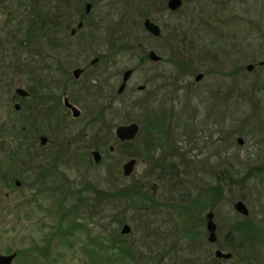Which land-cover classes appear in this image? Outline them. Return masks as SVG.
<instances>
[{
	"label": "rangeland",
	"instance_id": "obj_1",
	"mask_svg": "<svg viewBox=\"0 0 264 264\" xmlns=\"http://www.w3.org/2000/svg\"><path fill=\"white\" fill-rule=\"evenodd\" d=\"M42 1L43 6H51L50 0ZM86 1H90L92 4L90 10L92 20H96L97 25L101 23V27L97 28H101L100 37L102 35L104 39L106 51L115 50L114 41H117L118 44L128 42L131 47L136 45L137 42L134 40L122 39L121 42L119 39L122 38V35H125L126 38L131 36L141 37L143 33L142 19L144 17L140 14L142 11L149 12V17L163 24L164 36L168 32L178 34L179 31L176 29L180 25H186L190 34L203 35L205 33L203 30L207 31L208 25H213L214 33L218 34L217 38L221 37L222 41L216 39L217 41L214 44L217 46V50L202 53L199 56L194 55L195 61L193 62L200 70L204 69L212 72L209 76L210 80L212 77L218 83L223 84V95L229 77L234 82L244 83L245 87L250 90L249 95L240 98L246 112L239 114L236 118L234 117L232 121L228 120L224 113L223 100H225V97L218 95L217 106H213L215 110L211 118L216 124L215 132L211 134L212 138H208L210 140L204 144V139H197L199 131H202L199 128L201 118L198 117V112L193 110V108H196L193 104L196 103L194 99L197 98V95L193 93L189 97L181 91L180 96H177L174 100L176 102V104L174 103L176 108L174 113L181 114V116L178 117L175 114L174 117L170 118V121L164 122V127L157 123L154 129L156 131L160 129L159 132L163 131L161 129H170V132L173 133L170 141L172 142L175 137L183 135L184 125L187 124V128L190 126L193 131L196 130L194 136L193 132H190L191 143L187 144V140L184 141L183 138H180L176 143L179 147L178 152H175L172 146L167 147L165 141L158 147L149 146L148 134L152 127L151 121L146 116V103L143 102L146 93L135 91L132 95L130 91H127L121 96L116 94L121 70L124 67L134 66L140 51L131 48L130 50H133L132 54L134 56L129 53L118 52L113 55L114 67L107 70V74L114 75L104 84V88L102 87L104 92L113 93L116 96L115 105L112 110L105 112L102 120L100 119L87 130H80L82 134L85 133L87 136L83 139L84 147L89 148L91 145L96 144V141L92 142L93 136L97 128L102 127L100 130L102 139L97 144L102 155L100 163L98 166L93 167L91 164L92 157L88 149L83 148L81 151L75 149L72 153V170L70 173L75 179L74 189L71 190L72 197L66 202H59L49 195L50 197L42 196L43 198L41 197L37 202H26L21 197V193L24 191L21 185L17 187L13 181L9 182V178H12V180L18 178L21 181V161L17 164H5L6 159L2 151V148L6 146L4 137L8 126L6 121L7 111L10 110L12 104L9 107L1 105L7 103L9 96H7L6 91L10 89L6 90V87L0 84V91H3L0 95V254L16 253L17 256L11 264H30L28 259L21 261V246L23 245H21V237L23 233L25 232L27 240L28 237L35 236L33 232H36V226L71 227L75 217L76 221L84 223L85 227L73 233V238H70L74 241H72L74 243L73 247L67 249L63 245L58 246L59 250L55 252L54 257L57 258V261L52 264H152L153 259L155 260L154 264H189V259L192 258L189 255L190 253L195 252L200 257L199 255L205 254L206 251L212 252V246L204 244L207 241L205 221L201 226L199 224L192 226L196 231H205V239L202 238L204 240L197 241V243L191 241L188 236H183V238L180 235L178 238L175 234L172 240V242H175L172 245L175 246L171 247L166 254H164V251L167 247H164L163 239H165L164 237H170L168 235L170 231L174 230V225L158 228L157 224L151 222L154 220V217H151L153 216L151 211L154 209L159 216L169 215L170 218L176 219L180 216L178 213L185 217L188 211L186 205L196 209L194 211L195 217L199 219V213L204 219L209 210L214 212V220L217 223L218 244L224 249L226 243L230 240L228 237L230 224L235 218L240 217V214L233 209L236 198L238 200L242 196L241 199L248 208L250 217L256 218L258 221L264 220V63L258 64L259 61H264V0H183V5L179 10L172 13L165 11L163 15L156 12L155 7L151 6L150 8L149 5L140 3V0ZM27 2L26 0H0V40L10 39V42L8 41L6 44L0 41V83H10L12 88L21 86L25 82L23 77L21 78V67L13 70L10 68L7 70L8 72L4 67L8 64L7 60L13 61L21 56L19 41L21 40V30L17 32V29L25 27L27 23L25 14L18 12L17 8L22 7L24 12L28 8L31 10L32 7L27 5ZM128 6L130 9L126 10ZM10 12L16 13L17 18L15 23L12 24L7 23L9 17L7 13ZM103 17H105V24L103 21L99 22V18ZM206 22L209 24H205ZM164 23L169 25L165 27ZM85 29L87 28L85 27ZM87 32L90 33L88 30ZM230 36H232L231 41L226 42V39ZM176 37L173 39L168 38L170 42L168 44L165 42V48L161 40L155 41L146 36L142 38V42L145 49L153 48L164 57L168 58L169 56L172 62L177 56L175 46L178 45L179 41L176 42ZM4 44L8 53L4 52ZM5 56L7 60L3 59L5 62L3 63L2 57L5 58ZM248 64H253V68L249 71L246 69ZM147 67L148 65H145L136 69L132 78V85L134 83L144 84L148 74L146 72ZM171 71L172 64L170 62H168V65L165 63V72L170 74ZM28 75L30 74L27 73ZM190 80H193V77ZM190 98L191 101H187ZM177 99H179L180 105ZM132 103H135V106ZM188 104L190 106H187ZM189 107H191V110L188 109ZM115 110L116 112H114ZM190 114L197 115V118L194 116L189 120ZM201 121L204 122L205 117H202ZM130 122L138 123L140 130L133 143L128 142L127 145L116 140L114 130L118 124ZM5 123L6 125H4ZM3 125L6 126L4 130H2ZM237 138L243 140L242 145L237 144ZM194 142L200 146V151V148L196 149L194 147ZM230 144H232L231 148ZM110 146H112V150H110ZM130 158H135L136 163L132 173L129 176H124L122 164ZM180 158H187L185 161L187 165H180ZM155 159L165 163L172 160L176 165L166 164L168 166L167 170H161V168L154 166V163L157 162ZM201 162H207L208 165H203ZM231 162L233 163V170H239L240 176L249 173L246 176L248 182L244 185V188L233 187L231 192L227 191L224 186L223 199L213 205L212 195H214V190L213 188L211 191L207 190L218 182L215 181L213 172L226 169V163ZM17 167L19 168L16 169ZM171 169H174L173 172H170ZM176 175L180 182L172 186L169 180L175 182ZM194 182H196L198 188L195 192H193ZM220 183L224 185L223 180ZM90 187L95 191L94 198L91 196L93 193L91 189L87 190ZM153 188H156V198L164 202L163 204L161 202L162 205L156 208L149 203V198L154 193ZM173 188L175 189L173 190ZM98 190L102 191L104 195L105 207L112 208L113 206L112 213H116V217L122 219L121 224L118 225L116 222L111 228L104 229V232L98 229ZM119 192H122L123 195L116 194ZM190 192L193 193L190 194ZM113 195L115 197L107 201V196L112 197ZM230 197H234L231 202L229 201ZM129 204L133 206L135 204L140 210L132 212ZM147 204L148 208L142 210L146 208ZM60 205L74 209L72 215L59 217L61 214L56 213V211L60 208ZM95 206H97V210H95ZM46 208L48 210L44 211ZM90 208H92L91 212L95 211V216L91 220L89 218L85 220L88 214L87 209ZM75 209L79 211H75ZM181 220L182 217L177 218L179 225H181ZM124 223H127L131 230L127 234H120ZM114 230L119 232L120 239L128 246L129 251H132L136 258L140 259L138 262L129 258L125 259L126 257H120L121 259H116L115 262H107L105 251L87 245L91 243L96 245L94 240L97 238H102L103 244L109 243L110 236H117ZM40 231L43 232V230ZM155 243L157 244L154 246ZM242 246H244L243 243ZM205 248L208 250H205ZM254 251L257 252H249L264 258V249L257 248ZM211 257L213 258V255ZM259 263L264 264V260L260 258ZM40 264L50 263L40 262Z\"/></svg>",
	"mask_w": 264,
	"mask_h": 264
},
{
	"label": "flooded vegetation",
	"instance_id": "obj_2",
	"mask_svg": "<svg viewBox=\"0 0 264 264\" xmlns=\"http://www.w3.org/2000/svg\"><path fill=\"white\" fill-rule=\"evenodd\" d=\"M50 2L51 6L39 4L35 8L32 7L31 10L28 8L26 12H24L22 7L17 8L18 12H23L25 16H28L29 20L34 22L35 32L32 35H27V25L21 28V40H19L21 45V56L13 61H8L6 56L5 58L2 57L3 63H5V59L8 63L4 67L6 72H8L7 70L10 68L13 70L21 67V78L23 77L25 81L21 86L13 88L10 87V83H0L6 87V90L10 89L6 91L7 96H9L7 98V103L1 105L3 107H9L10 104H12L10 110L7 111V129L6 126H4L7 122L2 127V130L6 129L4 137L6 146L2 148V151L6 159L5 164H17L21 161V181L18 178H14L13 180L9 178V182L13 181L14 185L17 187L21 185V188L24 190L21 193V197L24 198V201L37 202L42 196L51 195L54 197L55 201L66 202V200L72 197L71 190L74 189L75 179L70 173L72 170V153L75 149L81 151L83 148H87L92 157L91 164L93 167L98 166L100 163L102 155L97 144L100 143L102 139L100 137L102 135L100 131L102 127L100 126V128H97L93 136L95 139L93 138L92 140V142L96 141V144L91 145L89 147L90 150L88 147H84L83 139L87 136L85 133L82 134L80 130H87L100 119L102 120L105 112L112 110L115 105L116 96L113 95V93L108 94L104 92L102 87L114 75L107 74V70L114 67L113 55L118 52L132 54L133 50H130L131 48L140 51L136 64L129 68L124 67L121 70L120 82L118 81L116 94L121 96L127 93V91H130L132 95H134L133 93L135 91L146 93L143 102L146 103V116L147 119L151 121L152 127V130H150L148 134L149 146L158 147L165 141L167 147L172 146L173 150L178 152L179 147L176 143L180 138H183L184 141L187 140V144L191 143L190 132H193L194 136L196 130L193 131L189 125L187 128V124L184 125L183 135L175 137L172 142L170 141L172 137L171 134L173 133L170 132V129H161L163 130L161 132H159L160 129H157V131L154 129L157 123H160L161 127H164V122L166 121L167 123L170 121V118L172 116L174 117L175 114H177L178 117L181 116V114L174 113L176 111L174 105L176 102L174 100L177 96H180L179 93L181 91H183L185 96L190 97L193 93L197 95V98L194 99L196 103L193 104L196 108H193V110L197 111L198 117L201 118L199 128L202 129L201 132L199 131L197 139H204L205 144L206 141L210 140L208 138H212L211 134L215 132L216 124H214L211 118L217 106V99L219 98L217 96L223 95V84L218 83L212 77L210 80L209 76H211V71L204 69L200 70L193 60L190 62L188 61L191 59V56H199L202 53H209L212 50H217V46L214 42L221 40V37L218 36L220 38H217L218 34L214 33L213 25H208L207 31L203 30L205 32L203 35L190 34L188 33L189 30L186 25H180L177 30L179 31L178 34L167 31V38H165L166 36L163 34V24L149 17V12L146 13L142 11L140 14L144 17L142 19L143 33L141 37L131 36L126 38L125 35H122V38L119 39L121 42L122 39L134 40L137 42L136 45H132L131 47L128 42L118 44L117 41H114L113 45L115 46V50L106 51L104 39L102 35L100 37L101 28H97L101 27V23L97 25L96 20H92L90 16L92 7L90 1L50 0ZM141 2L149 5L150 8L151 6L155 7L156 12H159L160 15H163L165 11L169 13L176 12L182 7L181 6L175 11H171L167 6V0H140V3ZM135 5L137 6V3ZM127 9H130V7L128 6L126 10ZM7 15L9 16L7 23H15L17 19L16 13L10 12L7 13ZM104 18L105 17L99 18V22L103 21L105 24ZM147 18L158 25L160 30L159 34L151 33L145 28L144 21ZM205 24L209 23L206 22ZM164 25L167 27L169 24L164 23ZM85 27L87 29H85ZM87 30L90 33H88ZM144 36L155 41L161 40L163 47L166 46L165 42L168 44L170 42L169 39H173L177 36L175 40L176 42L179 41V43L175 46V51L179 52L180 55L178 54L176 57L179 58V61L186 62V56L184 54H189V57H187V64L184 65V67L175 65L170 61L169 56L166 58L153 48L145 49L142 42ZM231 39L232 36L228 37L226 42L231 41ZM0 41L6 44L8 41L10 42V39L5 38ZM5 44L3 47L4 52L8 53ZM168 62L172 64V71L170 74L165 72V63L168 65ZM145 65H148L146 69L148 73L146 81L144 84L134 83V85H132L131 82L136 69ZM127 72H129V74L125 76ZM27 73L32 77L30 75L27 76ZM199 73H201L202 76L197 78V74ZM191 77H193V80H190ZM19 87H21V93H17L16 91ZM2 93L3 91H0V95ZM249 94L250 90L248 87H245L244 83L234 82L232 78L229 77V82L225 87V93L223 95L225 97V100H223L225 105L224 113L228 120L232 121L234 117L236 118L239 114L246 112V108L244 104L240 102V98ZM177 101L180 105L179 99H177ZM187 101H191V98ZM132 105L135 106V103H132ZM187 106L190 105L188 104ZM188 109L191 110V107ZM114 112H116V110ZM194 116L197 118V115L190 114L188 119L191 120L190 118H194ZM202 117H205L204 122L201 121ZM139 130L140 127L131 140L121 141L115 135L116 140L123 143H133ZM238 139L241 138H237V144L242 145L243 140L241 139V142H239ZM193 144L196 149L200 148L196 142ZM231 146L232 144H230V148ZM112 149V146H110V150ZM200 150L201 148L199 151ZM95 151L100 155L98 162L93 158V152ZM198 156L200 155L198 154ZM186 160L187 158H180L179 164L187 165L185 162ZM201 163L203 165H208L207 162ZM162 164H164L166 168L168 167L167 165H176L172 160L167 163L162 162ZM18 168L19 167L16 169ZM173 183L174 182L171 180V184ZM93 186L95 187V185ZM90 189L93 192L91 196L94 198L96 195L94 194L95 191L91 187L87 190ZM174 189L175 188H173V190ZM153 192L150 198L153 202V206L162 205L164 202L156 198V188H153ZM94 208L97 210V206ZM46 210H48V208L44 209V211ZM73 210L72 208H65L64 205H60L56 213L59 212L61 214L59 217L72 215ZM77 210L78 209H75V211ZM135 211L136 210H132V212ZM210 211L212 210L208 212ZM94 213L95 211L91 212L88 210L85 220L89 217V219H93L95 216ZM97 213L99 222L98 229L104 232L105 201L102 191L99 190ZM151 213V215H153L151 217H154V220L151 222L157 224L158 228L166 225H174V230L172 232L170 231L168 235L170 237H164L165 239H163L165 243L164 247H169L172 243H175L172 242L175 234L178 238L180 237L179 231L185 222L186 215L184 217V215L178 213L180 216L175 219L170 218L169 215L159 216L155 209L151 211ZM207 213L205 214L204 221L205 231L208 236V231L206 229ZM89 214H91V216H89ZM181 217V225H179L177 223V218L180 219ZM190 229L194 230L193 227ZM40 230H43V232ZM77 230L80 231V229ZM35 231L36 232H33L35 236L27 238V240H29L28 242L25 237V232L21 237V245L23 244L21 246V261L28 259L30 264H40V262L52 264L56 262L57 258L54 257L55 252L59 250L58 246L63 245V247L67 249L73 247L69 240L73 238L74 232H78L75 229L73 230L70 226H36ZM120 234L123 233L121 232ZM217 239L216 223V240L214 242L207 240L204 243L212 246V252L204 251L205 254L199 255L201 258L198 257L196 253L195 256L189 259V264H201L202 260L209 264H212V260L215 261L216 264H246L250 262V260L237 263L233 262L232 252L222 249ZM194 244H196V242H194ZM236 245L238 250H240V247H243L242 244ZM166 250L168 249L166 248ZM205 250L208 249L205 248ZM216 250L229 252L231 256L229 258L216 257ZM209 255H213V258L209 257ZM154 262L155 260L153 259L152 264H154Z\"/></svg>",
	"mask_w": 264,
	"mask_h": 264
},
{
	"label": "trees",
	"instance_id": "obj_3",
	"mask_svg": "<svg viewBox=\"0 0 264 264\" xmlns=\"http://www.w3.org/2000/svg\"><path fill=\"white\" fill-rule=\"evenodd\" d=\"M26 1H28L27 5H30V7H33V8L37 7L39 4L43 5V1L42 0H26ZM42 22H44V21H42ZM26 23H27V28H28V31L26 33H27V35H32L35 32L34 31L35 27L33 25L34 22L29 20L27 15H26ZM20 30H21V27L19 29H17V32L20 31ZM176 30H178V29H176ZM28 33H30V34H28ZM178 54H179V52H177V55ZM184 55L186 56V58H185L186 62H181V60L179 61L178 57H176L175 60H173L172 62L175 65H180L181 67H184V65L187 64V57H189V54H184ZM191 60L194 61L195 57L191 56V59L188 62H190ZM6 75H9V74H6ZM106 129L108 130L107 127H106ZM124 144L128 145V142H124ZM155 160L157 161V159H155ZM157 162L154 163V166H157V168H161V170H163V169L167 170V168L164 166V164H162L161 161H159L160 163L159 162L157 163ZM226 164H227V168L226 169L213 172L215 181L217 180L218 182L215 185H213L212 187L207 189L208 191H211L212 188L214 190V195H212V199L214 201V202H212L213 205L219 203L223 199V191L225 190L224 186L227 188V191L231 192L233 187L239 186L240 189H241V188H244V185H246L247 182H248V178L246 179V176L249 175V173H247V174L245 173L243 176H240L239 175V170H237V169L233 170V163H231V164L230 163H226ZM173 170L174 169H171L170 172H173ZM176 177H178V176L176 175L175 178ZM181 180H183V179H181ZM221 180H223L224 185H221V183H220ZM169 181H171V179ZM179 182H180L179 179L176 178L174 183L177 184ZM174 183L172 185H174ZM193 189H194L193 192L197 191V189H198L196 187V182L193 183ZM193 192H191V193H193ZM108 194H110V193H108ZM116 194L123 195L122 192H119V193H116ZM108 196H107V201L109 199L115 197V195H113L112 197H108ZM240 197L242 198V196H240ZM241 198H238V200L239 199L242 200ZM233 200H234V197H230L229 198L230 202L233 201ZM149 203L151 205H153V202L151 201L150 198H149ZM129 206H130V208L132 210H136V211L140 210V208H137L135 204H134V206L132 204L131 205L129 204ZM153 207L156 208L157 206H153ZM113 208L114 207L112 206V208L108 207V208L105 209V222L103 223L105 229L111 228L112 226H114V224L116 222L118 223V225L121 224V220L122 219H119L118 217H116V215H117L116 213H112L113 211H111V209H113ZM147 208H148V204H147L146 208L142 209V210H146ZM186 208L188 209V211L185 214L186 215V219H185V222L183 223V225L181 226V229L179 231V235L188 236L191 241L200 242L201 240L205 239V236H204L205 232L191 230L190 228L193 225H195V224H199V225L202 224L204 219L201 217V213L198 215V216H200V219L195 217V213H194V211L196 210L195 208H190V206H188V205H186ZM87 210H91V208L87 209ZM89 216H91V214H89ZM71 227L73 228V230L74 229L77 230V229L84 228L85 224L82 223V222L76 221V219L74 217L73 224L71 225ZM114 231H115L114 233L117 236H115V235L110 236L109 243L107 242L106 244H103L104 242L101 239L99 240L97 238V239L94 240L96 245H94L92 243L91 244H87V245H89L90 247L94 246L97 249L105 251L107 253L106 256H105V260L107 262L108 261L115 262L116 259H121L122 257H126L125 259L129 258V259H131L133 261L135 260L136 262H138L140 259L136 258L135 254L132 251H129L128 246H126L122 242V239H120L119 232H116V230H114ZM229 232L231 234V235L230 234L228 235L230 240H229L228 243H226L224 249L227 250V251L232 252V254H233V262L237 263V262H245V260H250V262L246 263V264H261V263H259L260 262V258H262V260H264V258L258 256V254H255V253H254L255 255L252 254V253L250 254L249 251L257 252V251H254L257 248L264 249V220L263 221H258L256 218L254 219V218L250 217L249 216V212H248L247 215L240 214V217L235 218L232 221V223L230 224ZM188 233H190L191 235L188 234ZM202 238H204V239H202ZM90 240L93 241L92 239H90ZM72 241L73 240H71V239L69 240V242L71 243V246H74V243H73L74 241L73 242ZM242 243H243L244 246L240 247L239 249L241 251H243V252L238 250L237 249V245H236V244H242ZM156 244L157 243H155L154 246ZM174 246L175 245L171 244L169 247H167V249L169 250L171 247L173 248ZM130 249H132V248H130ZM168 250H165L164 254H166L168 252ZM189 255L190 256H195L196 253L195 252L194 253H190ZM209 257H211V256L209 255ZM211 262H212V264H216V262L213 261V260ZM201 264H209V263H207V262L202 260ZM240 264H242V263H240Z\"/></svg>",
	"mask_w": 264,
	"mask_h": 264
},
{
	"label": "water",
	"instance_id": "obj_4",
	"mask_svg": "<svg viewBox=\"0 0 264 264\" xmlns=\"http://www.w3.org/2000/svg\"><path fill=\"white\" fill-rule=\"evenodd\" d=\"M167 6L171 11H175L179 9L182 6V0H167ZM145 28L154 34H159L160 30L157 24L154 22H151L150 19H145L144 21ZM153 55V54H152ZM154 56V55H153ZM264 61H259L258 64H263ZM253 68V64H248L247 69L251 70ZM129 72L126 73L125 76H127ZM202 74H197V78L201 77ZM17 93H21V87L16 89ZM139 129V126L135 122H130L127 124H120L115 128V135L117 138L121 141L124 140H131L136 135L137 131ZM239 142H241V139H238ZM99 154L98 152H93V158L95 161L98 162L99 160ZM136 163L135 158H130L126 162L122 164V173L124 176H128L132 173L134 166ZM233 208L236 212L247 215L248 214V208L246 207L245 203L242 200H236L233 203ZM214 213L212 211L207 213V223H206V229L208 231L207 240L210 242H214L216 240V223L214 222ZM130 231V226L128 224H124L122 226L121 232L123 234H126ZM16 253L11 254H0V264H11L13 259L15 258ZM216 257H224L229 258L231 254L229 252H223L221 250L215 251Z\"/></svg>",
	"mask_w": 264,
	"mask_h": 264
}]
</instances>
